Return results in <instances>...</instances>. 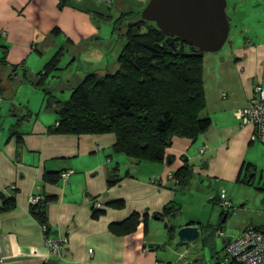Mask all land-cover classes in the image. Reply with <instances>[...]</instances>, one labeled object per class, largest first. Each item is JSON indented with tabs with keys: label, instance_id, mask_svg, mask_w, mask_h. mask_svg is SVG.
<instances>
[{
	"label": "crops",
	"instance_id": "crops-1",
	"mask_svg": "<svg viewBox=\"0 0 264 264\" xmlns=\"http://www.w3.org/2000/svg\"><path fill=\"white\" fill-rule=\"evenodd\" d=\"M147 1L0 0V207L1 192L13 189L14 194L13 205L0 210V264H202L199 252L184 248L189 242L176 244V232L184 225L196 226L197 240H205L212 229L196 216L174 223L170 218L176 214L163 220L156 214L169 204L176 208L179 193L194 195V185L207 187L204 197L216 204L224 184L264 192V144L252 139L253 128L235 116L254 96L255 85H264V0H239V38L229 41L227 49L204 53L203 113L211 124L196 139L173 136L163 162L115 153L112 134L55 131L57 100H65L64 90L70 92L86 71L49 74L43 85L51 91L47 94L33 84L45 62L59 48L63 56L66 45L79 49L98 38L99 21L110 25L119 14L139 10ZM56 27L60 32L54 35ZM184 162L191 174L183 186L173 174ZM69 169L73 172L66 179H45L48 173ZM111 175L120 179L109 185ZM33 195L48 198V236L66 237L60 255L49 254L42 226L29 213ZM244 198L240 206L248 203ZM115 201L121 204H110ZM95 210L103 212L95 216ZM131 213L147 219L130 233L110 229V223ZM229 213H220L215 231L223 228ZM164 222L173 226L174 237ZM254 222L228 227L222 247L211 256L213 264L225 243L245 227L264 229Z\"/></svg>",
	"mask_w": 264,
	"mask_h": 264
},
{
	"label": "trees",
	"instance_id": "trees-1",
	"mask_svg": "<svg viewBox=\"0 0 264 264\" xmlns=\"http://www.w3.org/2000/svg\"><path fill=\"white\" fill-rule=\"evenodd\" d=\"M61 6V5H59ZM140 10L119 14L112 20V31L126 22L120 33L123 44L116 56L118 68L115 71H86L80 82L70 89L65 100H57L58 121L55 131L73 134H105L114 136L112 149L140 162H163L166 148L173 136L196 139L211 124L205 115V95L203 87V56L197 47L189 45L182 38L166 36L155 23L141 19ZM136 19V20H135ZM135 20V21H134ZM149 23L145 31L140 28ZM59 28L52 34L57 35ZM62 50L59 48L38 72L33 82L47 94L45 79L60 70ZM14 131H12V134ZM191 171L184 162L174 172L181 185H186ZM45 179L56 182L59 173H48ZM120 179L118 175L108 178L109 185ZM13 189L2 193L4 202L0 210L14 203ZM47 197L29 203V213L45 226ZM110 204L119 206L120 201ZM177 208L169 204L156 216L159 219L175 215ZM95 210L94 215L102 213ZM142 220L139 214L131 213L120 222H112L109 227L117 234L134 231ZM144 225H146L144 223ZM171 237L175 235L173 226L164 222ZM172 232V233H171ZM218 256L215 258V264Z\"/></svg>",
	"mask_w": 264,
	"mask_h": 264
},
{
	"label": "rangeland",
	"instance_id": "rangeland-1",
	"mask_svg": "<svg viewBox=\"0 0 264 264\" xmlns=\"http://www.w3.org/2000/svg\"><path fill=\"white\" fill-rule=\"evenodd\" d=\"M109 6L113 5L109 4ZM238 11L239 0H227L226 12L231 17V28L228 40L223 45V49L228 48L230 44L229 41L235 42L237 38H239V33L237 32L239 30V23L236 21V13ZM126 23L127 21L123 22L117 28L118 30L113 32L112 24L108 25L103 21H99V37L82 45L81 48H79L80 50L78 47H70L69 45H66L64 54L59 62V66L62 69L54 71L53 73L65 76L76 69H78V71L95 70L101 74L104 73L106 69L112 72L115 71L118 68L116 56L123 44V40L120 38V33L124 30ZM148 26L149 23H143L140 29L145 31ZM73 57H76V59L72 60ZM47 80H50V78ZM64 94H66V98H68L70 94L69 90H64ZM260 185H262V182ZM223 188L226 189L229 195L231 209H221L218 204L209 200L208 196L206 198L204 197L208 192L207 187L204 189L203 186H198L197 188V186L194 185V195H192V192L187 191L179 193V200L176 205L177 211L175 212L176 215L170 218L171 222L182 223L189 220L191 216H196L202 220V223L206 228L212 229L210 235H207L205 240H201L200 238L195 241V243H189L187 247L186 245L185 247L183 246L184 248L189 249L190 254L199 252L202 255V264H213L211 258L213 252L222 247L223 236L217 235L214 229L221 212H230L226 221L222 224L223 228H220L224 233H226L225 231H227L228 227L232 226L239 228L245 221L251 219L255 221L254 223L258 222L257 224H262L264 226V205L262 206V204H260L264 197L263 191H259V194L262 196L260 197L258 192L252 187H239V185H237L236 188H234L232 184H224L220 189ZM212 193L214 195V191ZM244 197L247 198L248 203L240 206L245 202Z\"/></svg>",
	"mask_w": 264,
	"mask_h": 264
},
{
	"label": "water",
	"instance_id": "water-1",
	"mask_svg": "<svg viewBox=\"0 0 264 264\" xmlns=\"http://www.w3.org/2000/svg\"><path fill=\"white\" fill-rule=\"evenodd\" d=\"M226 7L227 0H148L140 17L155 23L166 36L180 37L203 53H213L222 48L230 31ZM198 235V227L181 226L176 244L193 243Z\"/></svg>",
	"mask_w": 264,
	"mask_h": 264
},
{
	"label": "built area",
	"instance_id": "built-area-1",
	"mask_svg": "<svg viewBox=\"0 0 264 264\" xmlns=\"http://www.w3.org/2000/svg\"><path fill=\"white\" fill-rule=\"evenodd\" d=\"M224 95V93H223ZM1 101V92H0ZM235 116L241 125H249L253 128L252 139L264 144V85L257 84L254 87V96L246 105L241 106L235 112ZM204 147H200L202 152ZM73 170L69 169L60 173V178L66 179ZM170 177H173L170 175ZM41 196L33 195L29 203H35ZM93 205L100 208L101 203L93 200ZM218 205L223 210L231 209V201L226 189H220L218 194ZM43 231L45 226L41 225ZM216 234L224 236L222 229H217ZM66 237H49L44 234L43 244L49 254L60 255L62 245ZM217 261L219 264H264V229L254 226L245 227L240 234L230 238L224 245ZM43 264H49L44 262Z\"/></svg>",
	"mask_w": 264,
	"mask_h": 264
}]
</instances>
